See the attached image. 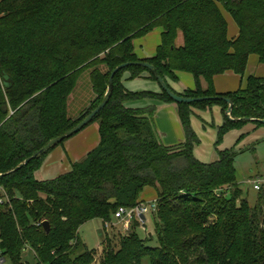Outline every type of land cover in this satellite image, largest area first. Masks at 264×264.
I'll return each instance as SVG.
<instances>
[{"label": "trees", "instance_id": "16d2710c", "mask_svg": "<svg viewBox=\"0 0 264 264\" xmlns=\"http://www.w3.org/2000/svg\"><path fill=\"white\" fill-rule=\"evenodd\" d=\"M226 13L239 29L234 39ZM159 28L156 55L140 59L135 41ZM252 56L264 64V0H0V252L7 262L30 264L23 260L30 249L36 264H97L95 250L77 252L81 227L98 219L105 233L100 264H264V192L252 207L236 167L264 141L246 150L221 149L231 131L249 123L264 127L244 121L264 119V78L250 76L233 93L215 88L219 75L245 77ZM137 62L153 65L179 96L231 99L232 117L242 121L229 119L224 100L178 104L163 90L131 92L123 83L126 73L159 82L149 70L130 66L115 76L109 104L89 125L99 126L93 151L67 173L37 179L47 156L77 134L10 174L96 110L116 68ZM87 71L95 98L73 118L70 101ZM180 72L194 76L195 89L180 94L171 87ZM143 100L177 107L183 143H163L156 106L128 107ZM215 106L225 122L218 128L216 159L203 163L195 156L201 140L192 117L195 109ZM147 189L157 193L156 201L143 200ZM153 202L156 244L152 234L137 232L147 229V219L145 225L134 221L118 241L110 237L119 208Z\"/></svg>", "mask_w": 264, "mask_h": 264}, {"label": "crops", "instance_id": "0c3cea01", "mask_svg": "<svg viewBox=\"0 0 264 264\" xmlns=\"http://www.w3.org/2000/svg\"><path fill=\"white\" fill-rule=\"evenodd\" d=\"M227 15H230L227 13L225 14L229 24V19L227 18ZM162 33L163 30L159 28L147 35L146 37L140 38L135 41V51L140 59L146 60L156 55L157 50L162 43ZM238 34L239 29L236 35H229V38L234 39L238 36ZM182 42L183 38L181 36L179 44H182ZM257 60L258 61L256 62L258 65H264L259 63L258 57ZM250 76L264 78V74H261L259 76L251 74L248 77ZM178 78L179 81L177 82L170 81L171 87L177 93L182 94L188 89L196 88V81L193 75L185 72H180L178 73ZM123 83L125 88L131 92L149 91L160 93L162 90L159 83L151 79H131L130 73L125 74L123 78ZM204 85H206L205 82ZM246 85L247 82H244V77H241L240 81L238 75L234 72H228L224 75H219L215 78V88L219 94L233 93L241 88H245ZM152 106L157 107V115L155 122L157 130L163 140V143L169 147L183 143L185 141V133L179 119L178 109L175 105L163 102H156L152 100H143L128 104V107L134 109H146ZM224 122L225 116L223 114L222 108L219 106H215L212 111H199L196 109L194 110V115L192 117V125L195 132L199 136V139L201 140V144L195 149V156L201 162L211 163L216 159L215 146L214 150H211L210 146L207 145H211L212 143H214L215 145L217 137H215L214 133L208 132L209 129L211 130V128L218 129L224 124ZM244 128V130L242 131V135H246L247 137L251 133H254L259 130V126L254 123L249 124L247 127L245 126ZM263 132L264 131L262 129V131H259V134L263 135ZM233 133L234 132H230L225 137L224 143L221 146L222 150L230 149L228 145L230 142V137L233 136ZM261 141H264V136L258 139L257 142H255L252 146H254L256 143H260ZM99 143V126L98 124H93V127L89 126L83 132L68 140L63 146L58 147L57 151L53 155L48 157V159H46L43 167L37 174V179L39 181L51 180L69 172L71 170L72 163L84 159L91 151H93L99 145ZM237 149L241 150L240 148ZM213 152L214 156L212 154ZM149 197L152 198L149 199ZM143 200L146 202L156 201L157 193L153 189H147L143 194Z\"/></svg>", "mask_w": 264, "mask_h": 264}, {"label": "rangeland", "instance_id": "374dc122", "mask_svg": "<svg viewBox=\"0 0 264 264\" xmlns=\"http://www.w3.org/2000/svg\"><path fill=\"white\" fill-rule=\"evenodd\" d=\"M227 18L229 19V35L233 36L238 33V26L234 22L231 16L227 15ZM180 41V39H179ZM257 56H252L250 60V64L248 66L249 69H247V72L244 77V82H247V78L249 75H261L264 74V65H258L257 64ZM90 73L91 71L85 72L81 78H80V84L77 90L75 91L74 95L71 98L70 101V115L73 118H78L80 113L83 109L87 108L90 103L95 98L92 84L90 80ZM239 80L241 81V76L238 75ZM173 105V104H172ZM253 124V123H249ZM248 124V125H249ZM246 125V127L248 126ZM90 127H93L90 126ZM245 129V128H244ZM242 129H236L231 132H234L230 137L229 147L231 148H240L241 150H246L250 148L255 142H257L258 139L262 138L264 136L259 134V131H264L263 127H259V130H257L254 133H251L243 142L240 143V145H237V141L242 135ZM249 129V128H248ZM214 133L215 137H217L218 129L211 128L209 129L208 133ZM262 136V137H261ZM210 146L211 150H214V143ZM57 149H55L53 152H51L48 156L50 157L53 155ZM214 156V152L212 153ZM212 160V159H211ZM237 167V178L238 183L241 186V189L244 193V198L247 199L252 207H255L256 204L259 201V196L263 194L264 190L259 192L254 189V185L250 183V181H260L261 183L264 181V142L261 143L255 152H246L242 156H240L236 162ZM151 196V195H150ZM152 197H149V199ZM151 202V201H150ZM147 229L143 227H139L137 229L138 234L145 238L147 235H153L155 238V241L153 244L157 243V237H156V227L155 223L153 221V218L151 215L147 216ZM103 223L101 220H93L85 225H83L79 231V240L81 242L80 248L78 250V254L84 252L86 249L93 251L95 250L97 255V264H100V258L102 255L103 247H102V240L101 235L99 231L102 229ZM108 232L110 234V237L112 239H115V241H118L117 236L120 233H127L128 230L125 228V225L123 222L114 220L113 224L109 225ZM1 254V252H0ZM24 262H28L30 264H36V257L32 250L27 249L24 252ZM9 264V263H8Z\"/></svg>", "mask_w": 264, "mask_h": 264}, {"label": "water", "instance_id": "95a60500", "mask_svg": "<svg viewBox=\"0 0 264 264\" xmlns=\"http://www.w3.org/2000/svg\"><path fill=\"white\" fill-rule=\"evenodd\" d=\"M130 66H140L143 67L147 70H149L154 76L155 78L158 80L159 85L161 87V89L163 91H165L167 93V95L176 103L178 104H195V103H199V102H205V101H211V100H224L225 102L228 103L229 105V111L227 112V115L229 117L230 120H232L233 122H240L242 120H236L233 119L232 117V111L234 108V103L231 99H227V98H186L183 96H179L178 94H176L168 85V83L165 81L164 78H162V76L157 72L156 68L147 63V62H137V63H126L123 64L121 66H119L118 68H116L113 73L111 74L110 77V81H109V89L108 92L103 100V102L101 103V105L94 110L86 119H84L80 124H78L74 129L70 130L69 132H67L65 135L58 137L54 140H52L50 143H48L40 152H38L36 155L28 158L24 163H22L21 165H19L16 169H14L13 171L10 172V174L18 172L19 170H21L22 168H24L26 165H28L31 161H33L34 159H37L39 157H42L44 155H46L47 153H49L53 148H55L56 146H58L60 143L64 142L65 140L79 134L80 132H82L86 127H88L94 120L95 118L101 113L102 110H104L106 108V106L109 104L113 93H114V78L115 76L121 72L122 70L130 67ZM244 121H250V122H257L260 124L264 125V119H244ZM0 176H5V175H0ZM142 220H146L147 218L145 216L141 217ZM44 229L47 233L50 232V223L49 222H45L43 224ZM100 235H101V240L104 241L105 240V233L104 230L101 229L99 231Z\"/></svg>", "mask_w": 264, "mask_h": 264}, {"label": "built area", "instance_id": "2783aa9c", "mask_svg": "<svg viewBox=\"0 0 264 264\" xmlns=\"http://www.w3.org/2000/svg\"><path fill=\"white\" fill-rule=\"evenodd\" d=\"M254 185V189L256 191H260L264 186V181L261 183L260 181H250ZM2 203V201H0ZM157 212V203L153 202L150 204H142L135 208H125L121 207L115 214V220L123 222L125 228L129 230L134 221L138 220L141 225H145L146 220H142V216L147 217L148 215L154 214ZM0 264H8L7 259L0 254Z\"/></svg>", "mask_w": 264, "mask_h": 264}]
</instances>
